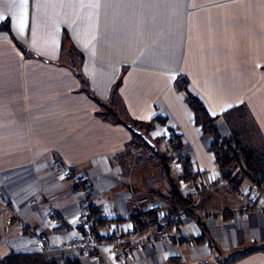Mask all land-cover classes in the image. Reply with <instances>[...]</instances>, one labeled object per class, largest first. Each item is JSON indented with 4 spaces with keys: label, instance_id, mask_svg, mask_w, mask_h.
Instances as JSON below:
<instances>
[{
    "label": "crops",
    "instance_id": "obj_1",
    "mask_svg": "<svg viewBox=\"0 0 264 264\" xmlns=\"http://www.w3.org/2000/svg\"><path fill=\"white\" fill-rule=\"evenodd\" d=\"M183 80L220 130L246 106L264 141V0H0V261L43 253L99 264L100 251L79 258L68 246L93 203L108 221L98 234H121L132 264H220L211 242L223 258L255 249L229 264H264V204L218 182L214 138L195 124ZM114 93L133 119L159 118L151 138L180 137L204 184L197 216L167 211L161 162L165 193L124 165L135 136L101 109ZM181 174L171 161L180 187ZM155 208L173 216L165 238L146 213Z\"/></svg>",
    "mask_w": 264,
    "mask_h": 264
},
{
    "label": "trees",
    "instance_id": "obj_2",
    "mask_svg": "<svg viewBox=\"0 0 264 264\" xmlns=\"http://www.w3.org/2000/svg\"><path fill=\"white\" fill-rule=\"evenodd\" d=\"M7 27L6 29H8ZM66 37H68L67 34ZM64 49L65 46L63 47V50ZM25 52H27V50H25ZM187 85V82L183 80L181 87L179 85V88L181 91L186 93L187 103L194 112L195 124L200 127L201 133L209 134L214 138L213 150L221 180L228 181L229 188L235 193H240V188L242 187L245 180H248L260 192H264V146H259L252 141L244 143V139H241L238 132L240 128L243 130V132L250 131L247 128L246 121H244L245 116L250 115L247 107L239 106L233 108L224 115L227 124L230 125V129L234 134L233 139H230L228 136L223 135L220 132L217 125L218 117L213 116L209 112L203 102L189 91ZM118 86L119 83L117 84V87ZM88 92L93 98H95V96H93L89 90ZM115 94L116 93H114V95ZM95 99L98 100L97 98ZM114 113L113 115L116 117L119 123H122L129 130H131L134 136L141 137V139L146 140L147 142L149 141L148 136H146V134H141L139 128L145 126V132H149L153 130V121H160L159 118H156L152 122H142L135 120L126 112L125 108H123L122 111L124 116L123 118L117 117ZM105 114L108 115L106 112ZM250 118L253 121V118ZM156 155L159 157L161 165L165 169L171 186L169 198L167 199V211L171 213H177L180 210L185 214H193L197 216L194 209V197H192L190 194L185 195L181 189L171 181L170 177V162L175 161L181 163L182 165L181 178L185 183H196L198 180V173L193 171L190 159L183 157V146L180 137L172 136V138L169 139L167 151L162 153L157 151ZM70 171H72V169ZM156 211L157 208L148 210L146 213L156 222L157 225L159 224V214L157 217H155ZM83 217L84 224L79 228V230L84 236L100 241L102 238L98 234V230L107 224L108 221L101 214L99 207L93 203L87 204V212ZM136 217L140 218V215L135 216L134 218ZM170 222L171 220H169V223ZM134 223L136 224L135 228L137 229L139 227H143L141 220H135ZM198 223L204 228L205 234L197 238L196 241L203 242L206 238V235L208 234L206 230L207 228L205 227V224L200 221V219L198 220ZM211 243L215 251V261L216 263L220 264L232 263L255 250L253 246L249 248H240L232 252L227 258H223L224 256L218 250L217 246L213 242ZM255 247H259V249L264 250V246L262 245H257ZM42 254L43 253L38 255L11 254L10 256L1 260L0 264H80V261L77 258H62L61 256L47 257L43 256Z\"/></svg>",
    "mask_w": 264,
    "mask_h": 264
},
{
    "label": "rangeland",
    "instance_id": "obj_3",
    "mask_svg": "<svg viewBox=\"0 0 264 264\" xmlns=\"http://www.w3.org/2000/svg\"><path fill=\"white\" fill-rule=\"evenodd\" d=\"M101 109L103 110V112H106L109 115L111 120H116V117L113 115L114 112H118V113H114L117 117H120V118L124 117L122 113L123 108L120 103V100L115 95L113 96V99L111 100V102L105 104V106H102ZM250 117L251 115H246L245 120H244L246 121L247 128L250 131L243 132V130H241L240 128L239 131L237 130L239 132V136L241 137V139H244V143H248V141H252V142H255V144L259 146H264V141L262 140L260 133L257 130L256 125L253 123ZM221 128L222 130H220V128L219 130L223 135H226L230 139H233L234 134H233V131L230 129V125L223 124ZM139 131L141 132V134H146V136H149V138L151 139L150 140L151 142H147L146 140L141 139V137L135 136L134 145L129 148V151H128L129 156L127 157V159L123 160V163L128 168V170H132V172H136V175L138 172L139 180L148 182L150 179H152V182H155L156 184L155 186H158L160 190H162V192L164 193L168 192L169 183L166 177L164 176L163 168L160 165V159L158 157H155L152 151H149L150 149L149 147H151V144L149 143H152V142L156 145L155 151L157 150L158 152H161V153L167 151L168 141L162 140V138H158V139L151 138L150 131L145 132V126L140 127ZM172 136H178V135L175 132L171 131L168 137L172 138ZM183 157L190 159V162H192L190 154L185 150H183ZM57 169L61 172L63 170L60 167L59 168L57 167ZM69 170L70 169H68V171L63 170L65 178L67 177L71 178L72 172H69ZM72 179L78 185H80L82 182V181H78L77 177L75 176ZM218 182L224 184L226 188L227 187L229 188V182H226L223 180L221 181L220 176H219ZM185 184L186 185L182 187L178 185V187L181 189V191L185 195H189V189H188L189 183H185ZM199 185L201 189L202 186H204L203 181ZM239 195L242 200H245L247 204H250L249 206L252 208L254 207V209L258 207H262L263 205H260L261 203L264 204L263 192H260L248 180L244 181L242 187L240 188Z\"/></svg>",
    "mask_w": 264,
    "mask_h": 264
},
{
    "label": "built area",
    "instance_id": "obj_4",
    "mask_svg": "<svg viewBox=\"0 0 264 264\" xmlns=\"http://www.w3.org/2000/svg\"><path fill=\"white\" fill-rule=\"evenodd\" d=\"M56 167L62 168L64 171H68L65 169L64 164L61 161L56 162ZM221 180V178H220ZM222 181V180H221ZM228 182V181H226ZM202 180L198 178L196 183H189L188 189L189 194L192 197H197L200 195L201 189L200 185ZM173 219V216L170 214L162 215L159 217V224L157 235L165 238V228L169 226V220ZM104 244L111 245L108 249H104L102 246ZM124 238L121 234H118L115 237L102 238L100 241L93 240L92 238L81 235L79 232H76L69 241V249L77 254L79 258H85L89 256V254L93 250L100 251L99 254V264H132L129 257L125 255L123 252ZM41 250L44 252L46 250L45 244H40Z\"/></svg>",
    "mask_w": 264,
    "mask_h": 264
},
{
    "label": "snow or ice",
    "instance_id": "obj_5",
    "mask_svg": "<svg viewBox=\"0 0 264 264\" xmlns=\"http://www.w3.org/2000/svg\"><path fill=\"white\" fill-rule=\"evenodd\" d=\"M28 2V0H22V3L26 4Z\"/></svg>",
    "mask_w": 264,
    "mask_h": 264
}]
</instances>
